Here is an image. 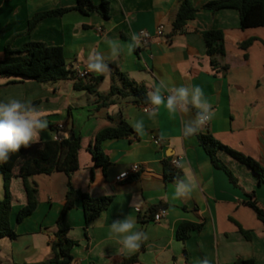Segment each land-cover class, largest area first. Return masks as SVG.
I'll return each instance as SVG.
<instances>
[{
  "label": "crops",
  "instance_id": "0c3cea01",
  "mask_svg": "<svg viewBox=\"0 0 264 264\" xmlns=\"http://www.w3.org/2000/svg\"><path fill=\"white\" fill-rule=\"evenodd\" d=\"M92 1L99 5L103 0ZM106 1L110 3L108 19L73 10L45 19L30 35H24L36 14L74 8L76 0H0V62L5 59L7 44L18 50L30 42H43L61 47L68 69L78 74L87 72L84 61L90 50L107 54L105 37L116 39L123 52L115 61H109L110 71L101 75V94L109 93L111 77L117 69L148 91L161 81L170 87L198 85L212 104L215 116L198 135L183 138L179 115L173 116L163 107L155 119H149L144 111L149 105H134L129 100L117 99L98 109L95 96L76 91L72 81L43 85L0 78V101L28 100L47 113L49 127L41 134V143L72 136L82 138L79 168L71 177L54 172L29 179L37 190L38 205L20 224L16 217L27 205V194L23 181L12 179L10 223L17 237L0 238V264H37L52 257L50 245L69 184L79 196L113 199L94 220L96 223L87 227L80 199L68 212L64 222L68 237L79 243L72 251V264H120L124 258L136 255L138 261L134 264H199L204 258L210 264H235L239 259L264 264V221L247 205L248 194L254 193L258 205L264 208V185L248 167L219 152L218 157L238 179L239 187L233 185L224 171L213 167L198 141L199 135L210 133L223 145L264 167V27L242 30L237 10L212 12L202 9L212 0H193L198 10L195 19L187 23L183 32L174 34L172 22L182 0ZM160 26L164 27V34L156 36ZM212 30L224 34V56L207 54L202 33ZM141 31L150 33L153 39L148 46L129 52L131 35ZM246 43L250 44L242 48ZM212 60L220 64L217 69L212 67ZM224 66L227 71H222ZM11 81L14 83L7 85ZM140 119L144 121L145 133L138 135L133 130L132 136L104 141L100 150L110 166L106 170L96 166L89 150L96 136L121 122L131 127ZM178 158L185 167L175 170L172 162ZM165 163L177 177L187 175L193 179L197 186L189 196L172 199L174 180L166 181ZM133 165L140 166L137 174L117 179ZM136 194L141 201L138 210L130 207ZM3 196L0 176V200ZM161 209L167 214L156 223L153 217ZM127 214L133 216L137 229L149 237L131 254L109 238L111 222ZM183 222L201 225V230L182 241L178 228ZM241 230L249 232L250 240Z\"/></svg>",
  "mask_w": 264,
  "mask_h": 264
},
{
  "label": "trees",
  "instance_id": "16d2710c",
  "mask_svg": "<svg viewBox=\"0 0 264 264\" xmlns=\"http://www.w3.org/2000/svg\"><path fill=\"white\" fill-rule=\"evenodd\" d=\"M202 9L218 12L224 9H235L239 13L240 28L242 30L264 27V0H212L202 6ZM78 11L83 15L97 14L103 19H108L110 3L103 0L95 5L92 0H76L74 8H60L36 14L30 21L24 35H30L33 30L45 19L61 17L70 11ZM198 10L194 7L193 0H182L175 13L172 28L173 33L184 31L189 21L195 19ZM207 54L210 57L224 56V34L222 31L203 32ZM250 43L241 45L247 48ZM212 67L217 69L219 63L212 60ZM113 67V66H112ZM224 66L222 71H227ZM0 78L20 79L19 81H35L43 85L56 84L62 81H72L76 91H85L95 96L98 109L107 107L117 99L129 100L134 105L147 106L146 93L148 89L130 79L125 73L115 69L111 77V87L106 95L98 91V87L104 77L88 74L84 78L68 69L64 51L59 46L47 45L43 42H30L18 50H12L10 45L5 47V59L0 62ZM11 81L9 84H13ZM133 129L121 122L115 127L101 131L95 138V142L89 150L96 166L106 170L110 166L109 159L100 150V145L109 139H120L132 136ZM200 146L210 158L214 168L224 171L230 182L239 187L238 179L218 157L219 152H225L235 160L248 167L258 178L260 185H264V167L254 159L236 152L216 140L210 133L198 136ZM82 147V138H66L62 141H48L38 147L30 146L21 148L18 153L11 155L7 163L0 165V176L3 179V199L0 200V238L15 239L17 237L10 223L12 211V195L10 185L13 178H19L24 183L27 194V205L22 208L16 217V223H22L28 216L34 213L38 205L37 190L31 185L29 179L38 175H51L54 172H63L68 177L79 168L78 154ZM166 181H172L177 177L174 169L165 163ZM250 200L247 205L256 213L259 220L264 221V208H261L254 193L248 194ZM82 201L86 227L96 220L112 203V197L92 198L86 194L78 195L69 184L65 206L56 222L54 240L51 243L52 257L37 264H72L73 249L79 245L68 237L69 230L65 227V218L69 211L75 208L76 202ZM201 230V225L183 222L178 228V238L185 241L190 233ZM247 240H250L249 232L241 230ZM138 261V255L124 258L120 264H134ZM235 264H255L252 260L239 259Z\"/></svg>",
  "mask_w": 264,
  "mask_h": 264
},
{
  "label": "clouds",
  "instance_id": "9594fccd",
  "mask_svg": "<svg viewBox=\"0 0 264 264\" xmlns=\"http://www.w3.org/2000/svg\"><path fill=\"white\" fill-rule=\"evenodd\" d=\"M108 53L92 49L84 61L86 70L95 75H103L110 71L109 61H115L123 52L120 41L105 37ZM141 37L133 33L127 48L131 52L140 47ZM149 107L144 109L149 119H155L161 107L169 114L180 117V133L183 138L198 135L202 129L214 118L215 111L203 88L200 86H168L161 81L146 93ZM190 118L185 119L186 116ZM47 113L40 110L31 101L12 98L0 101V164L7 163L11 155L18 153L21 148H28L33 144H41L42 133L48 129ZM131 127L138 135L145 133L142 119L136 120ZM175 166L183 169L184 162L177 160ZM125 172L117 177L122 179ZM193 179L187 175L174 179L175 191L172 199L177 200L189 196L196 188ZM141 203L139 194L133 195L130 207L138 210ZM94 223H96L94 221ZM109 238L114 239L121 246V250L129 254L138 251L148 239V234L137 229L136 221L131 214L123 219L114 220L109 226ZM199 264H210L207 258Z\"/></svg>",
  "mask_w": 264,
  "mask_h": 264
},
{
  "label": "built area",
  "instance_id": "2783aa9c",
  "mask_svg": "<svg viewBox=\"0 0 264 264\" xmlns=\"http://www.w3.org/2000/svg\"><path fill=\"white\" fill-rule=\"evenodd\" d=\"M164 34V27L163 26H160L157 31H156V36H163ZM139 36L141 37V44L140 46H148L149 43L151 42V40L153 39V36L146 32V31H141L139 33ZM78 77L80 78H84L86 75H88L87 72H84V71H80L78 72ZM157 143L159 144V141H157ZM177 160H181L180 158L178 159H175L173 162H172V166L175 170H178L180 168L176 167L175 166V161ZM140 171V166L139 165H133L129 171L125 172L126 173V176H124V178L120 179V180H125V179H128L130 177L131 174H137L138 172ZM167 214V211L165 209H161L159 210L153 217V221L158 223L160 222Z\"/></svg>",
  "mask_w": 264,
  "mask_h": 264
},
{
  "label": "water",
  "instance_id": "95a60500",
  "mask_svg": "<svg viewBox=\"0 0 264 264\" xmlns=\"http://www.w3.org/2000/svg\"><path fill=\"white\" fill-rule=\"evenodd\" d=\"M71 139H74V136H72Z\"/></svg>",
  "mask_w": 264,
  "mask_h": 264
}]
</instances>
